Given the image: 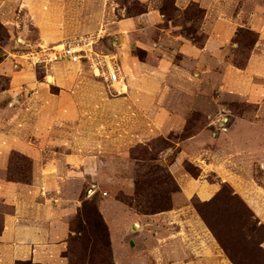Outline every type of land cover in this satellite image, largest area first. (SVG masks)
I'll use <instances>...</instances> for the list:
<instances>
[{"label": "crops", "instance_id": "0c3cea01", "mask_svg": "<svg viewBox=\"0 0 264 264\" xmlns=\"http://www.w3.org/2000/svg\"><path fill=\"white\" fill-rule=\"evenodd\" d=\"M135 1L143 10L117 19L110 28L113 33H108L116 46L108 53L117 56L120 77L127 87L116 102L128 120L133 112L125 104L143 108V132L167 140L179 137L172 142L177 153L167 167L177 191L171 194L169 209L149 215H139L116 200L101 207L114 263L121 264L122 252L133 251L151 264H222L214 236L191 200L208 203L221 185H229L264 226V0H172L177 12L191 5L203 11L199 26L197 18L187 19L188 25L193 21L198 28L195 34L204 35L200 45L176 31L181 27L173 25L160 0ZM8 2L0 0V24L6 30ZM238 29L257 35L244 67L231 61ZM135 48L143 57L133 53ZM7 63L8 59L0 61V76L10 78L14 88L16 73L4 69ZM66 64L72 63L50 67L55 71ZM78 67L90 72L85 66ZM40 85L47 100L36 109L42 117L34 113L29 116L31 122L16 123L14 102L6 109L0 106V264H67L69 220L78 207L74 200L94 181L92 173L85 171L89 162L76 164L80 153L73 140L54 142L59 132L52 131L57 126L50 120L51 114H58L67 100L51 98ZM9 107L13 113L4 116ZM187 126L195 131L182 137ZM48 138L52 146L47 144ZM11 151L32 159L29 182L5 178ZM42 152L49 156L44 162ZM185 161L204 163V167L197 165L200 176L187 175L182 170ZM259 169L262 175L257 180L252 174ZM69 187L73 189L70 195ZM112 203L117 211L111 210ZM132 260L137 263V258Z\"/></svg>", "mask_w": 264, "mask_h": 264}, {"label": "rangeland", "instance_id": "374dc122", "mask_svg": "<svg viewBox=\"0 0 264 264\" xmlns=\"http://www.w3.org/2000/svg\"><path fill=\"white\" fill-rule=\"evenodd\" d=\"M9 1L10 8L4 15V23L8 29L0 24V61L8 59L4 69L16 74L13 78L14 88L10 78L0 76V106L6 109L9 102H14L18 116L16 123H26L34 113V116L42 117L36 109L47 104L38 84H42L40 86L53 95L51 98L60 96L67 100L56 115L51 114L54 110L50 106L51 113L48 115L51 114L50 120L57 126L52 131L59 132L57 141L54 142L63 144L73 140L80 153L76 164L85 166V162H89L85 171L92 173L94 181L89 180L88 185L82 188L79 200H74L75 203L78 202V207L69 220L71 234L64 255L67 264H115L113 254L109 257L106 249L103 250L102 241L94 240L96 219L93 208L96 206L100 213V209L105 208L109 200H116L139 215L167 209L169 196L171 199V194L177 187L167 167L177 153L172 142H177L179 137L173 135L167 140L163 136L143 132L144 125L140 116L143 108H130L131 106L126 107L129 103L125 104L124 107L133 112L130 117L132 119L128 120V115L125 111L120 113L116 102L122 96L102 80L94 78L87 70H79L80 65H61L60 70L54 71L50 66H34L28 58H31L32 52L40 50V47L56 46L67 38L101 31L108 34L109 31L112 32L110 28L117 19L124 15H136L144 7L135 0ZM160 1L167 10V16L173 20V25L181 27L176 31L190 37L196 44H202L204 35L195 34L198 30L195 26H199L203 17L197 7L191 5L184 12H177L172 6V0ZM191 18H197L196 25L193 21L188 25L187 19ZM241 30L236 37L239 43L233 40L236 45L232 49L231 60L238 66L244 63L249 47L257 36L254 32ZM111 38L113 35H106L99 43V49L114 52L116 46L110 41ZM133 53L143 57L141 50L135 48ZM124 83L123 80L121 94L127 90ZM123 86L126 87L125 92ZM11 89L10 93H2ZM14 98L21 104L14 101ZM234 106L243 105L234 103ZM11 111L12 108L9 107L8 113L4 110L3 115L8 114L10 117L13 113ZM45 118L48 119L47 116ZM188 127L181 134L182 137L195 131ZM7 129L10 130L8 127ZM49 139L46 142L52 146ZM31 141L34 142L32 139ZM41 157L44 162V158L49 156L42 152ZM198 164L204 167V163ZM197 165L185 161L182 170L195 178L202 172ZM32 169V159L28 155L11 151L4 176L10 181L27 183ZM260 172V169L256 170L252 176L260 180ZM72 192L73 189L69 187V195ZM102 198L105 199L104 202ZM114 204H111L114 206L111 210L117 211L118 207ZM191 204L214 236L220 259H223L222 264H264V226L255 219L241 198L232 193L229 185H221L210 203H200L193 199ZM84 213L91 220V238L81 232L85 227L82 220ZM135 227L139 228L138 225ZM133 253L122 252L121 264H151L146 257L138 258L136 252ZM134 257L137 258V263L132 260Z\"/></svg>", "mask_w": 264, "mask_h": 264}, {"label": "built area", "instance_id": "2783aa9c", "mask_svg": "<svg viewBox=\"0 0 264 264\" xmlns=\"http://www.w3.org/2000/svg\"><path fill=\"white\" fill-rule=\"evenodd\" d=\"M103 33V34H101ZM105 37V32L85 34L67 38L62 43L52 47H40L32 52L29 61L32 65H43L67 62L85 66L91 74L102 80L117 94H120L122 79L119 73L117 56L99 49V43ZM91 192V191H90Z\"/></svg>", "mask_w": 264, "mask_h": 264}, {"label": "trees", "instance_id": "16d2710c", "mask_svg": "<svg viewBox=\"0 0 264 264\" xmlns=\"http://www.w3.org/2000/svg\"><path fill=\"white\" fill-rule=\"evenodd\" d=\"M201 13H202V15H203V11L201 10V9H199V8H197ZM239 31H242L241 29L240 30H238L237 32H236V36H235V41L236 42H238L237 41V39H236V37H237V35H238V33H239ZM245 31H248V32H250L251 33V31H249V30H247V29H245ZM255 42H256V39L251 43V45H250V47H249V50H248V54H247V57H246V59H245V61H244V63L242 64V65H239V67H244V65H245V63H246V60H247V58H248V55H249V53H250V51H251V49H252V47H253V45L255 44ZM239 43V42H238ZM238 66V65H237ZM177 191V187H176V190L174 191V192H176ZM211 202V201H210ZM210 202H208V203H210ZM206 204V203H205ZM171 206V199H170V196H169V207ZM131 207V206H130ZM169 207L167 208V209H169ZM167 209H164V210H167ZM164 210H161V211H164ZM93 215L95 216V219H96V234H95V241H102V246H103V250L104 249H106L105 251H107L108 252V254H109V257H112V251H111V245H110V239H109V231H108V228H107V226H106V224H105V222H104V220H103V218H102V216H101V214L99 213V211H98V208L95 206L94 208H93ZM159 212V211H158ZM82 220H83V225L85 226V227H83V229L81 230V232H82V234H84V235H86V236H89L90 238H91V233H90V228H91V226H90V224H91V220L89 219V217H88V214H86V213H84L83 214V218H82ZM71 229V228H70ZM90 240V239H89ZM89 240H87V242H89ZM64 257H65V255H64Z\"/></svg>", "mask_w": 264, "mask_h": 264}, {"label": "bare ground", "instance_id": "6f19581e", "mask_svg": "<svg viewBox=\"0 0 264 264\" xmlns=\"http://www.w3.org/2000/svg\"><path fill=\"white\" fill-rule=\"evenodd\" d=\"M52 79V78H51ZM118 85H122V83H120V84H118ZM122 89H123V91L125 92V90H126V87L125 86H123L122 87ZM122 93V92H121ZM139 227V226H138Z\"/></svg>", "mask_w": 264, "mask_h": 264}]
</instances>
